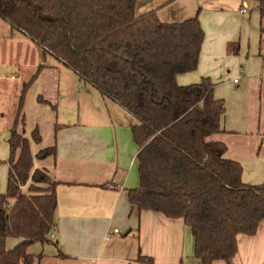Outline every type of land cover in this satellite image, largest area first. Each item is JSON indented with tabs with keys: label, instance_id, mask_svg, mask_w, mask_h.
I'll use <instances>...</instances> for the list:
<instances>
[{
	"label": "trees",
	"instance_id": "16d2710c",
	"mask_svg": "<svg viewBox=\"0 0 264 264\" xmlns=\"http://www.w3.org/2000/svg\"><path fill=\"white\" fill-rule=\"evenodd\" d=\"M253 1L264 17V0ZM137 4L0 0V17L136 117L132 132L140 148V186L129 190L131 204L183 219L201 264H231L238 236L255 235L264 220V183L245 184L242 165L225 157L227 146L210 140L222 131L225 112L211 79L187 86L177 82L178 75L198 69L205 38L199 17L165 23L155 10L137 14ZM42 67L24 83L10 129L8 190L0 191V264H34L41 255L30 254L29 247L51 242L56 226L59 183L46 170H33L30 141L17 130L27 91ZM32 136L42 141L38 129ZM56 153L53 146L36 157ZM30 181L26 193L22 187ZM8 238L20 242L9 248Z\"/></svg>",
	"mask_w": 264,
	"mask_h": 264
},
{
	"label": "crops",
	"instance_id": "0c3cea01",
	"mask_svg": "<svg viewBox=\"0 0 264 264\" xmlns=\"http://www.w3.org/2000/svg\"><path fill=\"white\" fill-rule=\"evenodd\" d=\"M151 10L165 23L199 17L205 38L198 69L178 75L177 82L187 86L200 83L203 78L211 79L215 97L225 103V112L222 131L210 140L227 146L225 157L242 165L245 184L264 183V17L258 3L138 0L137 14ZM7 39L33 41L0 17V40ZM11 45L2 44V52L8 57L1 58L0 71L14 66L20 70L21 53L10 48ZM40 66L43 67L25 97L24 120H20L17 128L30 141L33 170H46L59 183L54 238L50 237L55 246H47L48 254L42 253L36 260L75 264H201L195 256L192 230L183 219L140 211L129 200V190L140 186L137 159L140 148L132 132V126L138 123L136 117L98 89L100 93L94 95L98 110L87 104L88 108L80 111L73 93H61L70 76L63 73V68L72 72L71 68L57 58L50 64L41 62L38 69ZM225 83L230 84L228 93L222 92ZM63 100L68 101L65 105L69 108L61 114ZM4 101L0 100V112H5L9 104ZM10 106H14V101ZM16 114L17 110L0 121V128L9 129L0 132V139L6 138L9 147ZM26 120L28 134L21 131ZM35 129L42 136L40 143L33 140ZM53 146L57 149L56 156L36 157L42 149ZM19 156L20 150L16 160ZM30 184L31 181L22 190L29 193ZM115 229L119 232L114 233ZM7 242L13 248L20 240L8 238ZM60 251L64 256H59ZM28 252L33 254L29 249ZM213 264L227 263L217 260ZM231 264H264V220L255 235L238 236V253Z\"/></svg>",
	"mask_w": 264,
	"mask_h": 264
},
{
	"label": "rangeland",
	"instance_id": "374dc122",
	"mask_svg": "<svg viewBox=\"0 0 264 264\" xmlns=\"http://www.w3.org/2000/svg\"><path fill=\"white\" fill-rule=\"evenodd\" d=\"M12 43V45H11ZM2 44L11 45L10 48L15 52H20V70L19 67H12L8 69H3L0 71V100H6L4 102L9 101V104L5 107L6 111L0 112V121H3L4 119H8L13 113L16 112L18 108L19 98L21 95V90L25 82H28L32 76L36 73L38 70V66L41 62H47V64L52 63L55 61V57L51 54H44V51L42 48H40L35 42H21V41H11V40H0V60L7 59V53H3ZM2 58V59H1ZM64 74H69V79L67 82H65L62 86L61 93H73L74 99H76L80 105V111H84L85 108H88L87 104L92 105V109H95L97 111L98 109L96 107H99L98 102L94 98L95 93H100L94 86H92L90 83L82 80L76 72H74L72 69L68 70L67 68H63ZM69 71V72H67ZM14 76V78H12ZM64 80V77H62ZM62 80V81H63ZM224 88L222 90L223 93H228L230 88L229 83L224 84ZM28 92V91H27ZM3 95V96H1ZM63 99V97H62ZM14 101V106H10V102ZM76 101V102H77ZM65 103L67 104L68 101H61V114H63L64 110L66 108ZM94 105V106H93ZM72 106H70L71 108ZM73 109L77 110L75 106H73ZM90 109V108H89ZM4 114V116H3ZM18 128V127H17ZM21 131L23 132L26 130V133L28 134L30 129L28 126V122L26 120V125L21 127ZM9 129L7 127L0 128V132H8ZM0 133V134H1ZM17 154V152H16ZM15 154V156H16ZM11 158V148L9 147L6 138L0 139V191L5 190L4 193L8 190V174H9V161ZM48 244V245H47ZM42 243H36L29 247V250L33 252V255L39 256L42 253H47V246H52L54 242L45 243L44 249L42 248ZM53 246V247H54ZM44 250V251H43ZM34 264H75L70 261H63L58 262L54 260H43L41 263L37 260H35Z\"/></svg>",
	"mask_w": 264,
	"mask_h": 264
},
{
	"label": "built area",
	"instance_id": "2783aa9c",
	"mask_svg": "<svg viewBox=\"0 0 264 264\" xmlns=\"http://www.w3.org/2000/svg\"><path fill=\"white\" fill-rule=\"evenodd\" d=\"M237 81H238V79H235V82H237ZM118 232H119L118 229L114 230V233H118ZM49 235H50L51 238H54V234L52 232Z\"/></svg>",
	"mask_w": 264,
	"mask_h": 264
}]
</instances>
